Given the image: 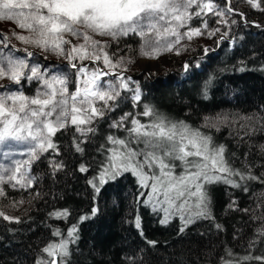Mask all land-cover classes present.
<instances>
[{
  "label": "trees",
  "instance_id": "trees-1",
  "mask_svg": "<svg viewBox=\"0 0 264 264\" xmlns=\"http://www.w3.org/2000/svg\"><path fill=\"white\" fill-rule=\"evenodd\" d=\"M256 2L259 7L240 0H212L214 11L223 12V16L213 12L192 16L176 29L181 36L179 43H175L176 37L165 35L161 46L167 41L173 47L171 51L161 47V51L169 54L171 65L150 75L134 69V64L147 56L141 54L143 39L132 33L115 39L89 33L93 40L98 38L116 65L112 67L105 66L102 55L95 61L79 57L69 60L63 54L62 58L69 61L51 59L45 54L48 51L15 41L0 30V35L7 37L0 42V55L24 59L29 66L26 75L31 74L32 66H37L44 79L57 76L65 80V85L56 83L54 87L59 90L66 86L71 95L78 87L82 89L83 76L90 78L92 72L98 71L96 87L112 91V85L119 92L107 104L90 98L104 115L81 127L94 131L82 134L69 123L51 138L56 148L37 151L38 158H33L31 151L35 142L9 141L18 150H28L23 157L29 164L23 174L33 179L31 186L21 187L15 180H4L0 185L4 192L0 195V212L12 218L0 216V264L49 261L52 257L43 249L61 241H68L69 254L57 257L64 264H264L244 259L264 256V0ZM253 20L259 23L250 22ZM0 23H10L17 32L34 37L14 21ZM196 28L207 30L206 45L187 42L191 39L184 33ZM176 51L190 56L187 67L175 55ZM28 52L32 55L28 56ZM81 67L86 73L78 71ZM125 69H133L130 76L122 75ZM119 78L127 82V88L122 87ZM0 85L5 86L0 88V94L23 93L26 97H34L38 90H48L43 80L35 78H22L20 84L5 78ZM137 89L139 101L134 100ZM145 105L153 109L154 115H143ZM126 115L120 127L112 126ZM158 116L169 124L179 126L182 122L210 138L211 148L223 146L228 167L258 179L229 177L240 187L223 181L205 183L211 201L210 216H195L197 209L192 205V222L187 224L175 210L167 223H161L165 216L161 206L153 210L152 204L144 202L151 190L142 188L131 171L114 179L106 176L101 185L100 174L109 166L111 150L118 147L108 137L128 140L130 147L139 150L143 145L127 131L133 127L131 120L150 125ZM3 150L0 148L1 163L11 165V159L1 157ZM171 163L175 165V175L184 173L185 165L180 160ZM18 166L19 163L12 165L9 170L13 172ZM81 166L87 171H81ZM65 210L67 216L54 215ZM190 213L185 212V218ZM73 226L74 238L68 236Z\"/></svg>",
  "mask_w": 264,
  "mask_h": 264
},
{
  "label": "snow or ice",
  "instance_id": "snow-or-ice-1",
  "mask_svg": "<svg viewBox=\"0 0 264 264\" xmlns=\"http://www.w3.org/2000/svg\"><path fill=\"white\" fill-rule=\"evenodd\" d=\"M247 2L253 7H259L256 0H247ZM193 8L197 10L190 11ZM214 9L212 0H0V20L14 21L19 28L33 34L34 38L33 36H17V39L25 44H32L44 51L57 54H64L66 50L63 45L71 44L70 40L65 39V34L81 38L82 43L72 45L71 49L67 50L69 60L76 57L81 60H100L102 55L105 66L115 67L116 65L112 64L100 42L93 40L89 33L107 35L113 39L130 33L138 35L144 42L141 54L155 58L161 51V47L164 50H172L173 43L165 41L163 46L160 44L165 35L170 34L176 37L175 43H179L181 36L176 29L183 27L192 16L198 17L206 12L223 16V12H217ZM228 11H232L231 7ZM222 22L227 23L226 20ZM184 35L191 39L194 35H201V31L196 28ZM6 39L7 37L0 35V42ZM31 55L32 53L28 52V56ZM28 68L24 59L12 55H0V80L7 78L15 84H20L22 78L29 81L35 78L43 80L48 89L38 90L34 97H26L23 93L0 94V144H7L9 141L35 142L31 149L33 158H38L37 151L55 149L56 145L51 138L69 123L76 125V130L82 134L94 131L92 128L81 127L90 125L96 117L104 115L90 98H97L107 104L108 100H113L119 95L112 85H109L112 91H100L96 87L95 82L100 75L98 71L92 72L91 78L83 81L85 85L83 89L78 87L74 93L68 95L66 86L59 90L54 87L56 83L65 85V80L57 76H53L51 80L44 79L37 66H32L29 69L31 74L26 75L25 69ZM78 71L86 73L84 67L79 68ZM119 79L122 87L127 88V82L123 78ZM128 79L130 80L131 77ZM3 87L5 86L0 85V88ZM139 99L140 94L137 89L134 100L139 101ZM143 115H154L153 109L145 105ZM125 119L127 115L121 118V122L112 126L120 127ZM131 124L133 127L127 129L130 137L143 147L137 150L130 147V141L109 136L108 140L118 147L111 150L109 166L101 172L99 177L100 184L105 183L106 176L114 179L122 172L131 171L138 177L142 188L151 190L148 199L144 202L152 204L153 210L161 206V210L165 213L161 223H167L172 210L181 214L185 224L191 223L190 201L193 197L196 198L195 208L197 209L194 215L208 218L211 201L209 193L204 188L205 183L223 181L233 187H240L229 177L238 176L240 180L258 179L250 174L245 176L238 170L228 167L223 156V146L211 148L210 138L189 129L182 122L179 126L169 124L163 117L158 116L156 122L150 125H142L136 119H132ZM77 150L82 151L79 146ZM189 157L197 159L189 160ZM173 160H180L185 165L183 174L175 175L173 171L175 165L171 163ZM145 168L149 171L146 172ZM80 170L87 171L83 166ZM8 179L15 180L21 187H25L31 186L33 178L21 174L18 166ZM0 181H3L2 176ZM93 187H96L95 184ZM99 190L96 187V191L99 192ZM0 195H4L2 189H0ZM141 195L144 194L141 193ZM95 212L96 209H93V214ZM185 212L190 213L186 218ZM54 215L67 216L68 213L65 210ZM0 216L6 220L12 219L3 212H0ZM136 227H140L139 216L136 218ZM75 232L76 227L73 226L68 236L74 238ZM54 234L59 235V232ZM43 251L52 259L49 261L42 259L37 261V264H64V261L62 259L58 261L57 257L62 258L69 254L68 241L49 244ZM244 259L264 262V256Z\"/></svg>",
  "mask_w": 264,
  "mask_h": 264
},
{
  "label": "rangeland",
  "instance_id": "rangeland-1",
  "mask_svg": "<svg viewBox=\"0 0 264 264\" xmlns=\"http://www.w3.org/2000/svg\"><path fill=\"white\" fill-rule=\"evenodd\" d=\"M241 2H246V3H248L247 2V0H240ZM228 2H229V0H228ZM244 18V17H243ZM252 20V19H251ZM250 22H253V23H259V22H257V20H253V21H250ZM16 27L15 26H13V25H11L10 23H0V30H3V31H6L7 33H9L10 35H11V37L15 40V41H19L20 43H24L23 41H21V40H19V39H17V36L18 35H24V36H29V35H26V34H24V33H21V32H17L16 31V29H15ZM201 31V35H198V36H193L192 38H191V41H187L189 44H193V43H201V44H203V45H206V43H208L209 42V40L208 39H206V34H205V31H207V30H205L204 28H203V30H200ZM34 38V37H33ZM65 39H68V40H70L71 41V44H70V46H69V44H66L65 46H64V48H65V50H66V52L63 54L65 57H67V50H69V49H71V47H72V45H77V44H80V43H82L83 41H82V39L81 38H78V37H74V36H71V35H69V34H65ZM220 39H221V37H220ZM96 41H98V38L96 39ZM163 51H160V54H158V55H156V57L155 58H150V57H143V58H141L139 61H137L135 64H134V69L135 70H138V71H142V72H144L145 74H147V75H150V74H158V73H160L161 71H162V69H164V67H167V66H170L171 65V60H170V56H169V54L168 53H165V52H163ZM176 52H178L179 54H175V55H177L180 59H181V61H182V63L183 64H185L186 65V61H187V59L190 57L187 53H185V52H183V51H176ZM45 54L49 57V58H51V59H56V60H58V61H61V62H64V61H66L67 62V60H65L64 58H62V54H57V53H55V52H52V51H48L47 53L45 52ZM143 60H152V61H155V60H161L160 61V67L158 68V69H156V70H151V71H146L145 69H143L142 68V66H141V64H140V62L141 61H143ZM69 61V60H68ZM90 61H95V60H93V59H90ZM73 65V64H72ZM72 65H70V66H72ZM132 71H133V69L132 70H128V69H125L123 72H122V75L123 76H130L131 75V73H132ZM101 72V71H100ZM114 74H116V73H114ZM91 78V77H90ZM90 78H88L87 76H85V78H84V76L82 77V84H81V87H82V89L85 87V85L83 84V81L85 80V79H90ZM89 87H92V85H89ZM68 94V93H67ZM70 95V94H69ZM8 143H10V142H8ZM6 144V145H3V146H1L2 144H0V148H2V150L3 151H1L2 152V155H1V157L2 158H6V159H11V161H12V164L10 165V164H3V163H1V161H0V163L2 164V166H1V164H0V171H2V173H0V176H2L3 177V181L4 180H9L8 178H9V175L10 174H13V172L12 171H10L9 169H11L12 168V165H17L18 163H19V167H20V173L21 174H23V173H25V172H27V168H28V164H29V160H24L25 158L23 157L24 155H26L27 154V151L28 150H26V149H23V150H18L16 147H14L13 145L12 146H10L9 144ZM18 151V152H17ZM15 152H17V153H15ZM27 159V158H26ZM17 168V167H16ZM15 168V169H16ZM2 169V170H1ZM14 169V168H13ZM14 169V170H15ZM1 183H2V181H0V185H1ZM195 202H196V198L195 197H193L192 199H191V201H190V204L191 205H195Z\"/></svg>",
  "mask_w": 264,
  "mask_h": 264
},
{
  "label": "bare ground",
  "instance_id": "bare-ground-1",
  "mask_svg": "<svg viewBox=\"0 0 264 264\" xmlns=\"http://www.w3.org/2000/svg\"><path fill=\"white\" fill-rule=\"evenodd\" d=\"M160 61L161 60H143L140 62L143 69L146 71L156 70L160 67Z\"/></svg>",
  "mask_w": 264,
  "mask_h": 264
}]
</instances>
